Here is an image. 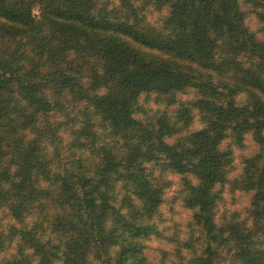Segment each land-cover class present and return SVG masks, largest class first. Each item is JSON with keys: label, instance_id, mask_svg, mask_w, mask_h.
<instances>
[{"label": "trees", "instance_id": "trees-1", "mask_svg": "<svg viewBox=\"0 0 264 264\" xmlns=\"http://www.w3.org/2000/svg\"><path fill=\"white\" fill-rule=\"evenodd\" d=\"M0 264H264V0H0Z\"/></svg>", "mask_w": 264, "mask_h": 264}, {"label": "rangeland", "instance_id": "rangeland-1", "mask_svg": "<svg viewBox=\"0 0 264 264\" xmlns=\"http://www.w3.org/2000/svg\"><path fill=\"white\" fill-rule=\"evenodd\" d=\"M193 128H197V124H195ZM244 143L246 145L245 150L242 152L236 151V154L238 156L236 160L237 174L240 172L239 171L240 169V157L239 156L241 155L242 157L245 155H249L250 153L253 152V150H255L254 144H252L249 139H247ZM173 196H174V192L169 190L166 195V200L168 201L166 202V209L164 210V213L166 214V216H169L168 213L172 214L175 217V220L179 223L184 222L186 220V213L182 210V208L178 204H175L172 207L173 208L172 211L170 210L171 208H170L169 200ZM248 204H249V196L244 193H237L235 194V197H224V202L222 206L230 210L231 212L240 213L241 217L244 218L246 216V209L248 208ZM176 212L179 214L175 216Z\"/></svg>", "mask_w": 264, "mask_h": 264}]
</instances>
